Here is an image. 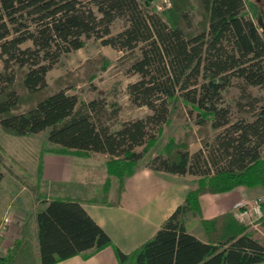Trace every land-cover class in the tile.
<instances>
[{
	"label": "trees",
	"instance_id": "16d2710c",
	"mask_svg": "<svg viewBox=\"0 0 264 264\" xmlns=\"http://www.w3.org/2000/svg\"><path fill=\"white\" fill-rule=\"evenodd\" d=\"M245 6V0H171V6L157 11L154 0H0V127L14 136L48 130L53 147L40 153L39 176L47 153H103L109 156L107 172L118 179L120 193L143 153L156 144L150 126L160 135L178 102L196 112L199 127L231 129L225 138H216L221 161L203 160L204 150L213 149L209 138L192 154L187 137L170 138L163 153L150 159L146 167L155 172L189 173L198 179L184 202L133 252L117 248L79 200L52 197L40 204L33 220L24 222L19 237L0 254V264L86 259L108 246L119 264L264 262V243L233 211L203 218L200 201L203 194L240 186L264 189V100L252 121L240 123L230 122L228 110L220 106L234 78L242 81V88L264 87V37ZM193 12L199 17L196 23ZM117 18L127 24L112 34ZM92 37L132 54L129 70L139 79L127 87L130 101L148 107L151 114L111 131L91 114L97 111L95 101L78 108L77 96L67 93L59 78L57 89L49 91L48 72ZM27 42L32 46L22 47ZM142 145L143 152H137ZM3 178L0 168V182ZM108 188L109 183L105 193ZM261 210L264 227V202ZM196 217L202 238L189 230Z\"/></svg>",
	"mask_w": 264,
	"mask_h": 264
},
{
	"label": "rangeland",
	"instance_id": "374dc122",
	"mask_svg": "<svg viewBox=\"0 0 264 264\" xmlns=\"http://www.w3.org/2000/svg\"><path fill=\"white\" fill-rule=\"evenodd\" d=\"M245 2L247 15L254 19L264 37V0H245ZM154 6L156 9L157 6L163 7V0H154ZM192 15L196 23L199 17L196 12ZM126 24L123 18L115 19L110 26L111 33L120 32ZM27 46H32L31 42L25 43L22 47ZM132 58L131 53L103 45L100 40L92 37L84 48L64 55L48 72L49 91L57 89L55 79L59 78L61 86L67 88V93L77 96L78 108H83L85 104L95 101L97 111H91V114L111 131L117 130L125 122L145 118L151 114L148 107L137 106L130 101L127 87L139 79L138 74L129 70ZM3 66L4 63L0 61V70ZM242 87V81L234 78L233 84L223 93L220 106L228 110V118L232 123L252 121L257 108L264 100V87L251 85ZM162 128L161 134L157 135L156 128L150 126V133L157 138V141L149 151L143 153L136 170L146 166L150 159L163 153V147L170 138L181 140L187 137L192 154L202 149L203 141L209 138L213 149L212 151L204 150L203 160L207 159L210 164L213 161H221L223 155L218 150L216 138L219 136L225 138L231 132L229 125L218 129L210 125L206 128L199 127L196 112L191 113L189 107L182 102L176 103L170 122ZM47 136L48 130L30 136H14L4 132L0 127V168L4 172V178L0 182V221L8 210L12 211L11 227L18 234L24 222L29 218L33 220L40 204L49 196L41 185V176L38 173L42 149L53 147L48 143ZM143 148V145L137 146L135 150L142 153ZM261 154L264 158V145L261 147ZM107 157L109 158L108 155ZM161 176L168 179L178 190L188 191L196 187L198 179L197 175L189 173ZM262 195H264V189H255L254 194L247 201L249 203L247 209H251V214L244 220L237 217L235 209L233 212L248 226L253 237L264 243V227L261 225V218L256 219V213L250 205ZM32 228L35 235L34 224ZM189 230L194 235L203 237L199 217L193 219ZM7 235L8 231L0 238L1 255L12 243L7 241L11 240Z\"/></svg>",
	"mask_w": 264,
	"mask_h": 264
},
{
	"label": "crops",
	"instance_id": "0c3cea01",
	"mask_svg": "<svg viewBox=\"0 0 264 264\" xmlns=\"http://www.w3.org/2000/svg\"><path fill=\"white\" fill-rule=\"evenodd\" d=\"M108 159L100 153L89 156L47 153L42 159L41 185L49 195L45 200L52 197L79 200L114 245L128 254L157 232L163 221L184 202L188 190H178L161 176L169 173L144 166L126 178L119 193L118 179L107 173ZM107 183L109 188L105 193ZM254 191L240 186L227 193L201 195L203 218L234 211L235 203L247 202ZM105 198L107 203H103ZM7 237L11 239L7 241L13 242L19 234L10 226ZM55 264H119V261L114 248L108 246L89 258L73 256Z\"/></svg>",
	"mask_w": 264,
	"mask_h": 264
},
{
	"label": "built area",
	"instance_id": "2783aa9c",
	"mask_svg": "<svg viewBox=\"0 0 264 264\" xmlns=\"http://www.w3.org/2000/svg\"><path fill=\"white\" fill-rule=\"evenodd\" d=\"M171 6V0H163V7L157 6V9L160 11L164 7ZM264 202V195L257 197L252 204L253 212L256 213V219L262 218L263 212L261 210V204ZM248 202L239 201L235 203L234 209L236 210L237 217L240 220H244L245 217H248L251 214V209H247ZM12 211L8 210L2 217L0 221V238H2L8 231L11 226L12 221Z\"/></svg>",
	"mask_w": 264,
	"mask_h": 264
}]
</instances>
